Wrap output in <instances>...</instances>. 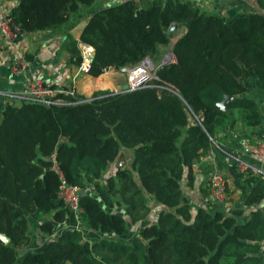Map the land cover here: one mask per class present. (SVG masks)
I'll list each match as a JSON object with an SVG mask.
<instances>
[{
	"label": "trees",
	"instance_id": "16d2710c",
	"mask_svg": "<svg viewBox=\"0 0 264 264\" xmlns=\"http://www.w3.org/2000/svg\"><path fill=\"white\" fill-rule=\"evenodd\" d=\"M255 1L260 11L227 19L190 0H120L97 8L79 39L67 34L68 62L79 66L78 42L89 44L87 73L97 77L147 56L158 59L175 32L186 29L171 46L174 60L156 69L158 79L148 85L4 105L0 233L9 243L0 239V264H14L31 243L30 223L51 234L57 223L76 222L57 195L53 156L64 180L81 188L80 223L102 236L87 240L79 228L64 230L43 249L24 253L21 264H264V177L249 186L243 182L249 172L233 163L228 170L241 205L226 212L210 199L193 207L181 185L185 178L192 185L195 164L213 146L228 109L248 110L249 127L264 123V102L246 96L264 85V0ZM94 2L18 0L9 15L23 32L54 30ZM122 151L127 164L105 175ZM148 196L162 206L150 223L143 221Z\"/></svg>",
	"mask_w": 264,
	"mask_h": 264
},
{
	"label": "crops",
	"instance_id": "0c3cea01",
	"mask_svg": "<svg viewBox=\"0 0 264 264\" xmlns=\"http://www.w3.org/2000/svg\"><path fill=\"white\" fill-rule=\"evenodd\" d=\"M190 1L202 10L216 12L227 19L237 16L244 11L261 10L255 0ZM119 2L120 0H95L91 5H81L76 12L71 14L67 24L54 30L26 32L14 45L5 44L0 36V119L4 105L7 102L16 103L17 101L14 97L21 91H24L33 79H40L47 85H56L55 88L66 86L67 89H73L75 93L83 94L86 97H89L96 90H111L114 92L122 90L126 83H123V74L128 67H125V70L111 67L97 77L88 73H79L75 77L76 66L68 62L69 54L64 50L67 34H71L74 38L79 39L82 28L97 8L112 3L118 4ZM17 3L18 0H0V14H9L12 7ZM185 30L184 27L179 28L166 48H170ZM26 54L31 55V59H29L31 63L27 71L23 73L11 72L10 64L13 58L17 55ZM246 96L254 98L258 106H260L264 102V85L257 83L251 92L246 93ZM247 115L248 110L246 109H228L227 116L223 118L222 126L216 128L214 132L213 161L202 162L199 160L195 164L191 186H187L186 178L182 180L183 196L193 207L197 205L204 206L205 201L209 199L207 178L213 169L221 171L227 181V199L218 206L224 212L228 211L229 208H237L241 205L239 191L234 188L232 175L228 170L235 160H245L261 168L264 173V165L250 152L252 144L264 138V123L256 128L249 127L245 123ZM127 156L129 154L122 151L117 160L123 158L126 165ZM258 178L259 176L256 175H248L243 179V182L250 186ZM148 204L151 210L143 221L150 223L155 221L157 210L162 206L151 196H148ZM47 219L51 220V217ZM242 220L244 218L240 219V221ZM75 225L82 231L83 237L86 235L84 238L87 240L102 236L97 231L82 225L80 221L71 223L69 220L57 223L51 234H43L39 230L34 233L30 230L31 243L21 249L20 256L14 264H21L24 253L43 249L49 239L57 237L64 230L71 229ZM139 227L140 222L132 224L130 233L133 234ZM105 236L111 238V235ZM127 239L128 237H125L121 240L126 241ZM39 243L42 245L37 247Z\"/></svg>",
	"mask_w": 264,
	"mask_h": 264
},
{
	"label": "built area",
	"instance_id": "2783aa9c",
	"mask_svg": "<svg viewBox=\"0 0 264 264\" xmlns=\"http://www.w3.org/2000/svg\"><path fill=\"white\" fill-rule=\"evenodd\" d=\"M140 1V0H135ZM26 32H23L19 25L7 13L0 14V36L5 44L14 45L17 43ZM78 49L81 56V63L76 66L75 77L79 73H87L90 60L93 57V47L89 44L79 41ZM174 60L171 47L166 48L164 52L153 60L150 57H145L141 62L128 67L126 84L130 90L148 85L153 79H158L156 69ZM30 61L25 55H17L13 58L10 64V70L13 73H23L27 71L30 66ZM58 93L74 95L73 89L52 88L45 84L40 79H33L29 86L18 93L14 98L17 101L15 104H20L22 101L40 102L45 104H52L59 102V99L54 97ZM250 152L255 155L262 165H264V138L252 144ZM214 159V149L211 146L203 155L199 157L202 162H211ZM53 162L52 168L59 174L60 184L57 195L62 199L65 207L73 212L76 223L80 221L81 207L79 206L81 188L77 185L67 183L62 174L56 167V160L54 156L51 158ZM236 171L241 173L249 172L250 175L264 177L261 168L242 159L235 160ZM208 197L211 201L216 203H223L227 199V181L223 173L213 169L207 178ZM75 228H78L75 225Z\"/></svg>",
	"mask_w": 264,
	"mask_h": 264
},
{
	"label": "water",
	"instance_id": "95a60500",
	"mask_svg": "<svg viewBox=\"0 0 264 264\" xmlns=\"http://www.w3.org/2000/svg\"><path fill=\"white\" fill-rule=\"evenodd\" d=\"M175 27V24H171L170 27H169V30H173ZM92 61V58L90 60V63ZM122 70H125V67H121ZM126 90H129L127 84H125L122 88L121 91H126ZM227 101V97H225L221 102L218 103L219 107L222 109V110H225V102ZM117 166L118 167H121L123 168L125 166V161L123 158L119 159L118 162H117ZM0 239L2 240V242L4 244H8L9 243V237L6 236L4 233H0Z\"/></svg>",
	"mask_w": 264,
	"mask_h": 264
},
{
	"label": "rangeland",
	"instance_id": "374dc122",
	"mask_svg": "<svg viewBox=\"0 0 264 264\" xmlns=\"http://www.w3.org/2000/svg\"><path fill=\"white\" fill-rule=\"evenodd\" d=\"M130 67V66H129ZM128 69V68H127ZM126 76H127V71H125L124 72V74H123V77H124V80H123V83H125L126 82ZM126 84V83H125ZM124 84V85H125ZM239 117V116H238ZM240 118V117H239ZM244 121V120H243ZM243 125V124H242ZM243 127H244V125H243ZM117 162H118V160L116 161V162H114V163H112V164H110L109 165V167H108V169L105 171V175H108V174H112L113 172H114V170L116 169V167H117ZM219 171V170H218ZM219 172H221V171H219ZM222 173V172H221ZM90 188V187H89ZM208 194H209V192H208ZM50 216H45V217H43V218H45V219H47V218H49ZM30 230L32 231V232H38V228L36 227V224L35 223H30ZM84 237H86V235L84 236ZM90 237V236H89ZM42 244H38V246L37 247H40Z\"/></svg>",
	"mask_w": 264,
	"mask_h": 264
}]
</instances>
